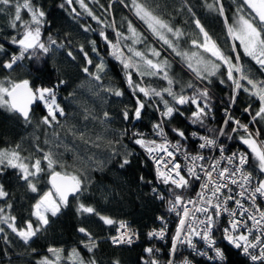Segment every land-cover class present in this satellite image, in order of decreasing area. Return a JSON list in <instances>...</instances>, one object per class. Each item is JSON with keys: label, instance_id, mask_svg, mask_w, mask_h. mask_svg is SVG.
<instances>
[{"label": "snow or ice", "instance_id": "obj_1", "mask_svg": "<svg viewBox=\"0 0 264 264\" xmlns=\"http://www.w3.org/2000/svg\"><path fill=\"white\" fill-rule=\"evenodd\" d=\"M94 2L99 3V0ZM116 2L128 7L125 0H112V3ZM233 2L235 3L236 0ZM73 3L79 4L80 8L93 20L103 23L100 17L88 7L85 0H64L59 7L64 8L65 4L71 6ZM112 3L105 11L111 9ZM183 4L193 17L192 23L199 30L198 38L190 41L195 51H183L180 48L179 41L185 33L163 19L147 0H131V9L154 37L162 41L163 45L171 49L176 56L181 57L198 80L211 84L210 78L219 75L222 77L219 80L220 84H225L226 81L231 82L232 92L229 96V106L224 109L225 118L222 126L207 129L208 132L215 133L214 136L200 135L197 131L191 132L192 138L201 141L198 144V151L194 153L189 151L183 143L189 138L183 129L172 127L171 132L178 139L172 141L168 138L166 126L176 115H185L181 111L182 106H192L193 110L188 117L191 124L205 127V121L212 113V97L208 87L201 88L191 82L186 86L182 85L179 91H176L174 85L178 82L169 75L170 61L166 57L160 59L162 52L151 46L146 51L133 46L145 44L147 37L139 32L130 20L127 21V30L131 36L119 31L114 21L106 27H111L115 32V41L109 39L103 29L99 31L100 37L110 49L109 55L122 66L125 83L135 100L134 107L126 105L121 110V117L126 122L140 121L148 107L154 108L159 114V119L152 123V134L155 138L149 139L140 131H131V140L133 144L144 150L147 158L153 162L158 182L168 186L170 195L167 199L168 211L175 213L177 225L171 237L167 264H177L175 258L183 246L191 249L194 256L206 258L210 264H228V254L225 248L220 246V240L237 250L249 264H264V178L255 174L258 171L264 176V140L260 139L259 129L250 130L248 124L242 123L229 112V108L236 103L239 93L243 91L259 102V107L254 113L251 103L244 109L250 116V123L264 122V79L255 78L244 67L235 43L238 41L243 54L255 61L260 71L264 72V0H241L232 23H229L225 16L221 0L206 4L210 11H216L224 17L227 36L233 42L231 52L235 55L226 53L212 38L201 21L195 18V13L187 4V0H183ZM245 6L251 10L247 15ZM71 11L77 17L80 15L75 8ZM22 12L29 18L24 19ZM0 13L9 16V27L15 33L5 36L4 39L9 45L15 46L17 51L9 53L5 44L0 43V57H7L0 59V68L9 73L16 67L22 66L21 62L25 59L39 62L43 57L65 47L63 43L58 44L51 35L48 36L47 41L43 39V28L48 23L47 14L41 6L34 3V0H0ZM88 30L84 28V31ZM168 34H171V39ZM122 40H131V44L122 46ZM90 43L92 52L99 56L96 41ZM79 51L83 53L85 59L82 71L95 81H102L101 74L106 73L107 67L105 60L101 57L99 62L94 64L83 45L79 47ZM67 55L73 60L76 58L71 50L67 51ZM150 56L156 59L149 58ZM90 67H94L95 71H90ZM134 76L139 79H134ZM145 77H159L167 82V87L155 88L145 85ZM64 83L65 81L60 80L52 87H47L33 85L29 79L14 80L10 75L0 78V109L17 115L25 124H31L33 105L39 102L45 108L46 115L40 117L37 127L46 125L52 128L54 123L63 127L58 117H64L66 113L57 102V89ZM185 87L192 89L191 95L185 93ZM101 88L104 92L116 97L124 95L121 89L114 86L101 85ZM165 96L171 99H166ZM153 98H158V101ZM84 119L98 120L100 124L106 126V131L109 130L107 125L112 121L107 111L102 113V117H93L87 109H85ZM229 124L234 125L231 129L232 133L242 130L243 134L233 137L226 133L225 129ZM129 131L128 128L116 131L115 138L107 141L109 159L120 157V168L129 165L134 155V152L123 143V138L128 136ZM68 132L74 139L81 140L85 145L92 144L93 147H100L90 137L86 138L85 133L76 129L75 125L69 128ZM52 135L55 139H45V144H53L56 148L63 146L65 151L73 153L74 160L85 159L75 148L56 142L60 140L58 132L54 131ZM225 135L229 140L238 138L239 142L246 146V150L225 155L226 148L218 143V138ZM36 139L38 140L39 137ZM101 139L103 137L96 138L97 141ZM20 149L19 143L14 146L0 147V176L4 175L8 169L15 170L16 177L23 181L27 190L32 193L40 192L35 178H40L42 175H47V182L51 185V188L39 195L31 206L30 215L35 219L25 220L23 227L17 224L16 216L4 215L5 208L0 207V224L7 225L24 245L29 246L38 234L47 231L51 224L50 217H57L63 209L69 207L70 196L77 200L75 210L78 216H95L104 225L115 227L116 235L107 237L113 245H131L135 239H138V234L126 221L103 215L95 207L80 200V196L88 190L91 183L89 171L102 167L104 160H97L94 155L88 156L86 159L92 161L96 167L86 166L77 169L75 173H70L66 170V162L61 158L62 153H55L51 148L45 150L37 144L35 150L42 155L34 158L33 155H22ZM204 149H215L220 155L219 157L205 156L200 151ZM178 156L183 158V162L177 158ZM140 180L143 181L144 177L141 176ZM194 183H198L195 196L186 197L185 194ZM151 191L155 198L162 201L166 199L157 188L153 187ZM8 196L9 193L0 183V199ZM7 208L11 209L12 204L8 203ZM225 218H227L226 226L223 224ZM157 219L161 221L162 226L159 230L154 229L147 233L149 240L153 238L164 240L166 237L167 222L163 217H157ZM4 231V228L0 227V233ZM77 231L86 238L82 239L80 244L88 253H94L99 247L98 239L85 227H79ZM217 231L221 233L219 238L215 235ZM3 239L5 243H10L7 235H4ZM199 241L203 242L202 248L198 246ZM31 251L35 253L37 250L32 248ZM47 252L50 255L40 257L36 264H61L62 260H68L71 264H98L94 256L85 260L75 247L67 255H64L63 248L52 246L47 248ZM144 252L148 258L144 259L143 264H160L155 259L159 249L149 246L144 248ZM112 264H119V261L115 260ZM179 264H194V260L183 257Z\"/></svg>", "mask_w": 264, "mask_h": 264}, {"label": "trees", "instance_id": "obj_2", "mask_svg": "<svg viewBox=\"0 0 264 264\" xmlns=\"http://www.w3.org/2000/svg\"><path fill=\"white\" fill-rule=\"evenodd\" d=\"M34 3L41 6L47 14L48 23L43 28V39L47 41L48 36L51 35L53 39L57 40L58 44L63 43L65 47L54 51L47 57H43L39 62L25 59L21 62L22 66L16 67L11 73L0 68V78L10 75L14 80L29 79L33 85L47 87H52L60 80L65 81L57 89V102L64 108L66 113L64 117L58 118L60 121L66 122L67 128L60 130L61 128L55 123L52 128H48L46 125L37 127L40 117L46 115L45 108L39 102L32 110L31 124H25L17 115L0 109V147L14 146L19 143L22 155H33L34 158L42 155L35 150L37 144L45 150L51 148L55 153H62L61 158L66 162V170L70 173H75L77 169L86 166L96 167L92 161H88L86 158L98 153V147L95 148L92 144L85 145L81 140L74 139L68 129L75 125L76 129L85 133L86 138L90 137L91 140L96 141L100 145L99 148L105 149L104 153L106 155L104 156L105 167L89 171L91 183L88 190L80 196V200L87 205L95 207L103 215L115 220L130 221L132 228L140 233L141 242L132 246L113 247L107 237L116 234L115 227L104 225L95 216H78L75 210L77 200L72 198L69 207L63 209L57 217H50L51 224L47 231L38 234V237L29 246L24 245L6 225L0 224V227L5 230L4 233H0V264H36L40 257L50 255L47 252L49 246L63 248L65 254L75 247L85 260L94 256L98 264H112L115 260H118L119 264H143L144 259L148 258L144 248L153 245L147 239V232L157 226V217H164L167 214V199L170 198V195L168 186L158 182L154 166L147 158L145 152L139 146L133 144L131 140V131L139 130L152 133V123L159 119V114L154 108L148 107L143 112V118L140 121L126 122L121 117V110L126 105L134 107L135 100L125 83L122 66L109 55L110 49L100 37L99 31L103 29L109 39L115 41V32L111 27H106V25H110L114 21L115 27L124 33V26L121 24L122 17L115 13L112 14L110 11H105L108 7L100 1L95 3L94 0H85V3L88 4V7L92 9L95 15L100 17L103 23L93 20L76 3L71 6L65 4L64 8L59 7L61 3H64V0H34ZM125 3L131 9L130 0H125ZM211 3H214V0H187V4L195 13V18L201 21V24L204 25L212 38L217 41L226 53L235 55L231 52V44L233 42L227 36L224 17H221L216 11H210L206 7V4ZM221 3L224 5L225 16L228 18V22L231 23L241 0H236L235 3L233 0H221ZM151 7L173 27L180 28L185 33L181 37L179 44L189 48V42L191 41L189 34L195 24L192 23L193 17L187 11V8L184 7L183 0H151ZM72 8H75L80 13L78 17L75 16V13H72ZM130 9L129 12L133 18L140 22L132 12V9ZM22 15L24 19L29 18L24 12H22ZM9 19V16L0 13V43H4L8 52L11 53L17 51V49L15 46L9 45L7 40L4 39L5 36L15 34L9 27ZM140 24L146 32L147 28L142 23ZM85 27L89 30L84 31ZM148 36L147 39L150 43L154 42L158 45V42H155L151 34H148ZM152 40L154 41L152 42ZM91 41H96L99 56L92 52ZM121 42L123 44V41ZM235 43L238 46L241 63L244 67L255 78L264 79V72L260 71L255 61L243 54L242 48H239V43L237 41ZM81 45H83L94 64L98 63L101 57L105 60L107 67L106 73L101 74L102 81H95L82 71L85 66V59L83 53L79 51ZM159 47L166 52L165 54L172 64L173 78L178 82L174 85L176 91H179L182 85L186 86L191 82L201 88L208 87L212 97V113L210 118L205 121V127L191 124L188 117L193 110L192 106H182L181 111L185 115H176L170 124L166 126L169 137L173 141L178 139L171 132V128H181L189 136L188 140L183 143L190 146V133L193 131L216 135L208 132L207 129H216L222 126L225 118L222 112L223 105L229 106V96L232 92L231 82L226 81L225 84H220L219 80L222 77L219 75L210 78L212 80L211 84H208L207 81H200L180 59L167 52L161 45ZM69 50L73 52L76 57L75 60L68 57L67 51ZM4 58L7 57H0V59ZM90 71L94 72L95 68L90 67ZM134 79L139 78L134 76ZM144 84L155 88L167 86L166 81L160 79L159 82L156 81L154 83L152 78H144ZM101 85L119 88L124 92V95L116 97L104 92ZM185 93L191 95L192 89L185 87ZM165 98L170 100V97L165 96ZM153 99L158 101V98ZM250 103L254 113L259 107V102L241 91L236 103L231 106L236 112H241ZM85 109L90 112L94 110L93 114L89 112L93 117H102L104 111L109 112L112 117L111 123L107 125L109 130H104L106 126L100 124L98 120H85L83 117ZM245 118L246 121L250 119L249 116ZM250 125L254 130L259 129L261 133L260 139L264 140V122L258 124L250 123ZM123 128L130 129L128 136L123 138V143L134 152V155L131 157L129 165L120 168V157L109 159L110 153L106 143L109 139L115 138L116 131ZM54 131L59 133L60 140L62 138L64 144L69 148H75L85 159L74 160L73 153L69 151L66 153L63 146L56 148L53 144H45V139H55L52 135ZM226 133H231L230 125L227 126ZM97 136L103 137V139L97 141ZM238 136L237 134L235 135V137ZM36 137H39V139L37 140ZM234 142L246 150V146L241 144L238 138ZM141 176L144 177L143 181L140 180ZM35 179L38 181L39 193L28 191L24 182L16 177L15 170L8 169L4 175L0 176V183L4 185L5 190L9 193L7 198L0 199V207L5 208V212L8 215L16 216L17 224L20 227L24 226L23 222L25 220L35 219L30 215L31 206L39 198V195L51 188L47 182V175H42V177ZM153 187L157 188L165 196L166 199L164 201H159L155 198L151 191ZM8 203L12 204L11 209L7 208ZM79 227H85L98 239L99 247L94 253H88L83 245L80 244V241L86 238L77 231ZM4 235H7L10 243H5ZM32 248L37 251L33 253L31 251ZM226 252L228 254V264H249L237 251L227 248ZM159 257L164 259L165 254L159 255ZM200 264L207 263L200 262Z\"/></svg>", "mask_w": 264, "mask_h": 264}, {"label": "built area", "instance_id": "obj_3", "mask_svg": "<svg viewBox=\"0 0 264 264\" xmlns=\"http://www.w3.org/2000/svg\"><path fill=\"white\" fill-rule=\"evenodd\" d=\"M226 107H228V106H226V105H223V115L225 116V114H224V109L226 108ZM229 112H230V114L233 116V117H235L236 119H239L242 123H244V124H248L249 125V128H250V130H252V131H255L252 127H251V125H250V119L248 120V121H246V116H249V114L248 113H246L244 110L243 111H241V112H236L235 110H234V108L231 106L230 108H229ZM250 117V116H249ZM230 125V127H231V129H232V127L234 126V125H232V124H229ZM227 129V128H226ZM226 129H225V131H226ZM134 131H139V130H134ZM140 132H142V133H144L145 134V136L147 137V138H149V139H153V138H155L154 136H153V134L152 133H150V132H143V131H140ZM200 135H208V136H213V135H210L209 133H202V132H198ZM233 137H235V135L237 134V135H241V134H243V132H242V130L240 131V132H238V133H230ZM168 138L170 139V140H172L170 137H169V135H168ZM234 140L235 139H231V140H229L228 139V137L227 136H222V137H219L218 138V143L219 144H222L225 148H226V152H225V155H229V154H231L232 152H235V151H238V150H244L239 144H236L235 142H234ZM173 141V140H172ZM190 141H191V145L190 146H187L186 145V147L189 149V151H191V152H196V151H198V144L201 142V141H199L198 139H194V138H192L191 136H190ZM140 148V147H139ZM141 149V148H140ZM144 151V150H143ZM200 151H202L203 152V154L205 155V156H216V157H219V152L217 151V150H215V149H204V150H200ZM179 160H181V162H183V158L182 157H180V156H178L177 157ZM151 161V160H150ZM152 162V161H151ZM152 164H153V162H152ZM255 171V170H254ZM255 174L258 176V177H261V178H263L264 176H262L258 171H256L255 172ZM198 190V183H194L193 185H192V187L187 191V193L185 194L186 195V197H194L195 196V193H196V191ZM177 191H180V190H177ZM159 200V199H158ZM159 201H161V200H159ZM164 218V220L167 222V234H166V237H165V239L164 240H160V239H157V238H153V239H151V240H149L148 238V240L150 241V242H152L153 243V247H155L156 249H159V252H157L156 254H155V259H157L159 262H160V264H167V260L169 259V249L171 248V237H172V234L175 232V228H176V225H177V217H176V215H175V213H171V212H167V214L163 217ZM122 221H126L129 225H130V227H131V229H133L132 228V226H131V223H130V221H127V220H122ZM223 224L226 226V224H227V218H225L224 219V221H223ZM162 225H161V221L160 220H157V226L155 227V228H152V229H150V230H148V232L149 231H152V230H159L160 229V227H161ZM137 234H138V239H135V242L134 243H132L131 245H128V244H123V245H113L111 242V245L113 246V247H121V246H132V245H135V244H138V243H140L141 242V235H140V233L137 231V230H135V229H133ZM147 232V233H148ZM116 235V234H115ZM215 235H216V237L217 238H219L220 237V235H221V233L219 232V231H217L216 233H215ZM147 236V235H146ZM219 243H220V246L221 247H223V248H225V250L227 249V248H229V249H232V250H235V249H233V248H231V247H229L227 244H226V242H224L223 240H220L219 241ZM198 246L199 247H203V242L202 241H199L198 242ZM235 251H237V250H235ZM161 254H165V258L163 259V258H161V257H159V255H161ZM183 257H188L189 259H193L194 260V264H200V262H205V263H207V264H210V262H208L207 260H206V258H204V257H199V256H194L193 254H192V250L191 249H188L186 246H183V247H181V249H180V253L177 255V257L175 258L176 259V262H177V264H179V261L183 258ZM243 257V256H242ZM244 259H246L245 257H243Z\"/></svg>", "mask_w": 264, "mask_h": 264}, {"label": "rangeland", "instance_id": "obj_4", "mask_svg": "<svg viewBox=\"0 0 264 264\" xmlns=\"http://www.w3.org/2000/svg\"><path fill=\"white\" fill-rule=\"evenodd\" d=\"M100 2H102L105 6H109V4L110 3H112V0H99ZM147 2H148V4L151 6V0H147ZM130 4H131V0H130ZM129 7H125V5L124 4H121V3H119V2H116V3H112V7H111V9L109 10L110 11V13H112V14H118V15H120L121 17H122V21H121V24H122V26H124V33L126 34V35H128V36H131V33H128V30H127V21H131L132 23H133V25L137 28V30L139 31V32H141V33H143V35L144 36H148V34H151L150 32H149V30L147 29V31L145 32V30L143 29V26L140 24V23H142L143 25H144V23L142 22V21H140L139 19V21L140 22H138L135 18H133V16H132V14H130V12H129ZM131 10V9H130ZM251 10L250 9H248L247 8V6H245V14L247 15V13L248 12H250ZM132 12L134 13V11L132 10ZM157 12V11H156ZM135 15V14H134ZM232 22H233V20H232ZM231 22V23H232ZM145 27H146V25H144ZM147 28V27H146ZM198 29H196V27H194L193 29H192V32L189 34V37L191 38V39H196V38H198ZM152 35V34H151ZM169 35V38L171 39L172 37H171V34H168ZM153 36V35H152ZM149 37V36H148ZM153 38L155 39V42L157 41L158 42V45H156V43H154L153 41L154 40H152V42L153 43H150L149 41H148V39L146 40V42H145V44H136V45H133L134 47H136L137 49H139V50H142V51H146L147 50V48L149 47V46H151V47H154V48H156V49H158V50H160L161 52H162V56L160 57V59L162 60V59H164L165 57L169 60V58H168V56L165 54L166 52L165 51H163L160 47H159V45H161L167 52H169L170 54H172L174 57H176V58H178V59H180L182 62H183V60L181 59V57H178V56H176L172 51H171V49H169V48H167V46L166 45H163V42L162 41H159L156 37H154L153 36ZM123 41V44H122V42H121V45L123 46L124 44H131V40H122ZM238 42V41H237ZM180 43V42H179ZM190 43V42H189ZM239 43V42H238ZM180 45V44H179ZM189 48H187V47H185V46H183V45H180V48L183 50V51H195L196 49H193L192 48V46H191V43H190V45L188 46ZM125 52H127V49H125ZM149 58H152V59H156L155 57H149ZM184 63V62H183ZM185 64V63H184ZM186 65V64H185ZM172 72H173V67H172V64H171V69H170V71H169V75L170 76H172L173 77V74H172ZM145 78H152L153 79V81H154V83L157 81V82H159V80H160V78L159 77H145ZM159 78V79H158ZM157 84H159V83H157ZM167 87V86H166ZM171 99V98H170ZM88 112H90L89 110H88ZM92 112H95L94 110H92ZM92 112H90L91 114H93ZM84 117V116H83ZM61 122V125H63V127H60L61 129L60 130H62V129H66L67 127V124H66V122H63V121H60ZM106 128V127H105ZM105 128H104V130H105ZM69 135V134H68ZM107 140V139H106ZM58 142H62V144H64V141H63V139L61 138V140H59ZM107 144V143H106ZM107 146H108V144H107ZM95 148H97V147H95ZM62 150H63V148H62ZM97 150H98V153H95L94 154V156H95V158L97 159V160H104V156H106L105 155V153H104V151H105V149H101V148H97ZM66 153H67V151H65ZM94 165V164H93ZM94 166H96V165H94ZM103 167H105V163H104V165L102 166V167H98V168H103ZM264 178V177H263ZM4 215H8V213L7 212H5L4 213ZM7 226V225H6ZM70 251H68V253H69ZM68 253H64V255H67ZM61 264H71V262L70 261H68V260H62L61 261Z\"/></svg>", "mask_w": 264, "mask_h": 264}, {"label": "water", "instance_id": "obj_5", "mask_svg": "<svg viewBox=\"0 0 264 264\" xmlns=\"http://www.w3.org/2000/svg\"><path fill=\"white\" fill-rule=\"evenodd\" d=\"M36 104H37V103H36ZM36 104L33 105V108L36 106ZM33 108H32V110H33ZM49 185H50V184H49ZM50 187H51V185H50ZM72 198H73V197L70 196V197H69V201H70Z\"/></svg>", "mask_w": 264, "mask_h": 264}]
</instances>
